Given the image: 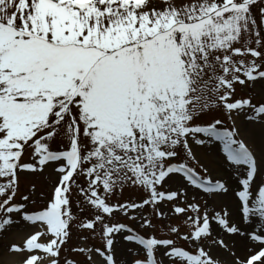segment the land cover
<instances>
[{
	"label": "snow or ice",
	"instance_id": "snow-or-ice-1",
	"mask_svg": "<svg viewBox=\"0 0 264 264\" xmlns=\"http://www.w3.org/2000/svg\"><path fill=\"white\" fill-rule=\"evenodd\" d=\"M257 81L264 0H0V231L32 229L10 251L78 264L75 230L99 237L69 249L87 264H264V98L238 93ZM48 168L35 207L20 176Z\"/></svg>",
	"mask_w": 264,
	"mask_h": 264
},
{
	"label": "rangeland",
	"instance_id": "rangeland-1",
	"mask_svg": "<svg viewBox=\"0 0 264 264\" xmlns=\"http://www.w3.org/2000/svg\"><path fill=\"white\" fill-rule=\"evenodd\" d=\"M238 93L242 95H251L254 97V102L264 98V81H257L255 85H249L248 88L240 92L238 87ZM208 156H211L212 153H207ZM203 162V161H202ZM195 166L194 162L193 165ZM199 171V169H197ZM57 180L56 173L51 169L48 168L43 173H35V174H21L20 176V191L21 194H30L32 198L35 200V207H41L46 203V197L51 188L53 187L54 182ZM35 188V191L32 192V188ZM193 193L190 192V196ZM124 199L132 198L138 199V194L128 190L124 193ZM17 199L19 200L20 197L18 196ZM75 200V199H74ZM200 206L202 209L207 208L209 213L211 214L213 208L220 210L222 205H229V201L225 199L224 201H213L204 195H200L198 197ZM207 200V204L205 201ZM14 219H16L14 217ZM183 218L172 217L170 220L164 221V224H172L180 226L181 232H186L187 229L183 226ZM128 222V221H124ZM155 222V221H154ZM131 223V222H128ZM32 229L24 224L23 222L16 219V222L13 224L6 226L5 231L0 233V264H9L14 262L16 259H22L21 254L11 252L10 248L13 244H22L26 235ZM164 233V230L161 229V234ZM84 237H90V233L87 231L77 233L75 230L73 231V235L68 247L64 250V256L69 257L70 259H74L78 261V264H87L84 256L78 255L76 253H72L69 251L72 247H79L84 244L88 246H100V241L96 240L97 238H89L84 240ZM223 238L227 243H233L231 237L223 232V230L215 223H212V235H210L206 240H204V245L208 250H211L213 254H221L223 257L226 258V253L223 249H220L214 241ZM125 243L122 240L119 242V246L117 248V256H123L124 259L132 260L135 259L128 249L125 247Z\"/></svg>",
	"mask_w": 264,
	"mask_h": 264
},
{
	"label": "bare ground",
	"instance_id": "bare-ground-1",
	"mask_svg": "<svg viewBox=\"0 0 264 264\" xmlns=\"http://www.w3.org/2000/svg\"><path fill=\"white\" fill-rule=\"evenodd\" d=\"M20 264V259H16L14 262H11L10 264Z\"/></svg>",
	"mask_w": 264,
	"mask_h": 264
}]
</instances>
